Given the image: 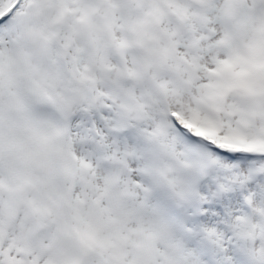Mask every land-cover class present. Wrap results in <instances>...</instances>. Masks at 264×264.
Here are the masks:
<instances>
[{"label":"snow or ice","instance_id":"6c2138e0","mask_svg":"<svg viewBox=\"0 0 264 264\" xmlns=\"http://www.w3.org/2000/svg\"><path fill=\"white\" fill-rule=\"evenodd\" d=\"M0 264H264V0H0Z\"/></svg>","mask_w":264,"mask_h":264}]
</instances>
